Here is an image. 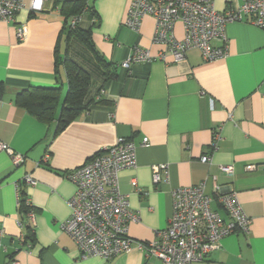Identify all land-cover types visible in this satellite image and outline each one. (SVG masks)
Here are the masks:
<instances>
[{"label":"crops","instance_id":"0c3cea01","mask_svg":"<svg viewBox=\"0 0 264 264\" xmlns=\"http://www.w3.org/2000/svg\"><path fill=\"white\" fill-rule=\"evenodd\" d=\"M240 3L214 1L218 12ZM89 5L93 14H84L79 26L91 28L94 48L110 64L113 77L105 82L93 56L70 41L69 57L91 76L86 102L101 90L102 103L93 102L58 134L54 121L36 119L15 101L30 88L59 86L54 75V51L63 28L59 10L33 15L24 8L14 22H0V142L25 155L23 164L14 166L0 152V264H160L135 245L109 261L81 258L77 245L60 230L75 191L68 174L118 138L136 147V167L121 171L118 178L120 193L128 196L129 208L139 218L129 224L130 238L154 240V233L167 227L172 190L205 181L213 210L226 218L217 186L223 194L234 193L251 225L248 234L223 238L218 250L193 264H264V30L247 22L228 23L225 43L212 42L214 47L226 46L227 56L214 62L190 50L176 63L166 56L125 69L122 63L133 47L152 55L164 50L152 41L154 19L146 15L135 32L125 26L128 0H89ZM20 25L22 40L17 38ZM174 34L183 37L181 24ZM60 78L63 96L66 82ZM216 130L219 137L212 149ZM204 155L210 157L209 164L200 162ZM161 164L168 167L167 180L155 186L151 168ZM220 166H231L232 174L221 173ZM26 176L34 186L25 184ZM17 190L30 201L33 225L20 218Z\"/></svg>","mask_w":264,"mask_h":264},{"label":"built area","instance_id":"2783aa9c","mask_svg":"<svg viewBox=\"0 0 264 264\" xmlns=\"http://www.w3.org/2000/svg\"><path fill=\"white\" fill-rule=\"evenodd\" d=\"M55 1L64 0H0V22H14L17 14L27 8L29 14L51 9ZM129 9L125 26L137 32L146 15L155 22L152 41L164 50L152 55L149 50L133 47L122 63L129 69L132 64L149 63L170 56L173 62L185 59L190 50H198L206 62H214L227 56L226 46L214 47L213 41H226L225 26L232 22H247L264 30V0H241L237 8L225 12L215 9V0H128ZM81 21L73 17L70 25ZM181 24L183 37L174 34L176 24ZM23 26L17 27V38L22 40ZM103 95V91L100 92ZM96 99H99L97 96ZM218 130L213 132L211 148H216ZM146 144L143 141L142 146ZM0 152L7 154L14 166H20L25 155L16 153L0 142ZM204 155L200 162L210 163ZM136 167V147L124 138H118L113 146L103 149L84 165L68 174L74 194L67 200L69 216L60 223L61 232L66 233L77 245L81 258H99L109 261L128 253L135 245L147 256L160 264H193L202 261L209 253L218 250L220 241L235 233L248 234L251 220L244 214L233 192L223 194L215 186L218 203L226 214L211 208L212 198L205 193V181L196 185L174 188L171 192L172 212L167 227L154 233L150 242H135L129 237V224L139 218L129 208L128 196L119 191L118 178L121 171ZM167 165L152 166V182L158 186L167 180ZM220 172L229 176L231 166H220ZM247 170L255 169L248 166ZM26 185L34 186L30 177L24 178ZM131 185L137 186L136 179ZM24 204L30 208L25 217L34 224V211L28 198ZM17 205H21L20 190H17ZM22 226L20 220L17 222ZM2 231L0 230V235Z\"/></svg>","mask_w":264,"mask_h":264},{"label":"trees","instance_id":"16d2710c","mask_svg":"<svg viewBox=\"0 0 264 264\" xmlns=\"http://www.w3.org/2000/svg\"><path fill=\"white\" fill-rule=\"evenodd\" d=\"M52 9H58L59 15L63 20V28L60 32L54 51V75L55 81L59 85L56 88H30L20 93L16 98V105L42 122H55L56 134L62 132L72 121L82 115L89 105L93 102L102 103L99 90L96 94L99 99L93 98L90 102H86L89 89L91 86L90 74L80 68L70 57L69 48L70 41L78 42L86 49L95 59L102 70L105 82L109 81L113 74L110 70V64L105 62L96 52L92 38L91 28H80L81 21L75 26L70 25L73 17H80L84 14H93L89 5V0H64L55 1ZM64 36V50L59 54L61 38ZM63 75L66 82V92L62 96V84L60 76ZM96 100V101H95ZM21 205L18 208L20 218L23 219L30 210L24 204V197L20 191ZM29 231V228L26 229ZM30 240L31 237L28 235Z\"/></svg>","mask_w":264,"mask_h":264},{"label":"rangeland","instance_id":"374dc122","mask_svg":"<svg viewBox=\"0 0 264 264\" xmlns=\"http://www.w3.org/2000/svg\"><path fill=\"white\" fill-rule=\"evenodd\" d=\"M26 2H27V0H26ZM61 51H63V46H62V50ZM65 92H66V89H65Z\"/></svg>","mask_w":264,"mask_h":264}]
</instances>
